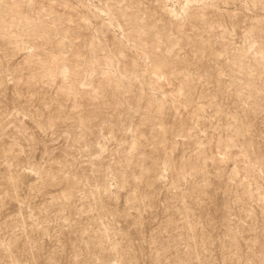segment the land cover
<instances>
[{
  "label": "rangeland",
  "instance_id": "1",
  "mask_svg": "<svg viewBox=\"0 0 264 264\" xmlns=\"http://www.w3.org/2000/svg\"><path fill=\"white\" fill-rule=\"evenodd\" d=\"M0 264H264V0H0Z\"/></svg>",
  "mask_w": 264,
  "mask_h": 264
},
{
  "label": "bare ground",
  "instance_id": "2",
  "mask_svg": "<svg viewBox=\"0 0 264 264\" xmlns=\"http://www.w3.org/2000/svg\"><path fill=\"white\" fill-rule=\"evenodd\" d=\"M13 20V19H12ZM29 21V20H28ZM14 24H17V22L16 23H14ZM20 24H21V22H20ZM23 25H26V24H23Z\"/></svg>",
  "mask_w": 264,
  "mask_h": 264
}]
</instances>
